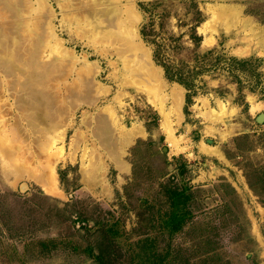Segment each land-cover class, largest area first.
<instances>
[{
    "label": "rangeland",
    "instance_id": "obj_1",
    "mask_svg": "<svg viewBox=\"0 0 264 264\" xmlns=\"http://www.w3.org/2000/svg\"><path fill=\"white\" fill-rule=\"evenodd\" d=\"M43 1L32 8L54 39L40 61L65 60L47 87L58 139L48 135L53 153L38 152L45 140L18 117L15 91L0 73V264H96L93 254L105 255L107 242L97 224L115 220L105 264H156L167 251L164 264H264V200L244 173L264 161V122L255 120L264 113V0ZM87 12L111 13L109 23L90 20L114 38L86 32ZM154 48L173 67L202 69L185 108L184 88L165 78ZM209 49L250 58L258 77L239 74L236 82L222 60L210 64ZM102 120L114 142L129 140L121 167L100 140ZM181 164L187 170L179 174ZM170 177L195 201L171 235L158 227L169 210L160 183Z\"/></svg>",
    "mask_w": 264,
    "mask_h": 264
},
{
    "label": "bare ground",
    "instance_id": "obj_2",
    "mask_svg": "<svg viewBox=\"0 0 264 264\" xmlns=\"http://www.w3.org/2000/svg\"><path fill=\"white\" fill-rule=\"evenodd\" d=\"M30 2H31L30 0H23V1L0 0V14H2L0 15V18L2 19L4 17V21L1 23L3 26L0 27V73L6 78L7 84L3 80L2 81L3 83H5V86L7 85V91L9 92H11L12 90L15 91L14 94L16 101V109L18 111V117L27 121L28 126H30L33 134L35 135V138L36 136L37 137L39 136V138L40 137L44 138L45 141L39 144L38 147H36L38 148V152L43 156V154L46 152L49 154L50 152H52L51 151L52 147L56 142L52 140L54 138L55 139L57 138L55 132L57 125L59 124L57 121V118H59L58 116L59 113L57 112L58 114H56L55 108L57 107L55 106L56 104L55 105L53 104L55 98L50 96V92L47 89V87L49 85L48 83H50V81L54 78L56 72L57 73L60 72L61 68L65 65V60L64 58H59V59L54 58V59H50L48 62L40 61L41 53L45 51L44 49H46V47L49 48V45L51 43L49 41L54 38H52V36L45 35L46 33L45 29H50V28L47 26H45L44 28V25L42 23L43 14H40L39 9L32 8L34 5L43 8L44 1L42 2V0L41 1L36 0L35 4H29ZM33 12H35L36 15H33L32 14ZM87 14L89 15H86V19L84 21V25L87 23L85 26L88 27L87 28L88 31L85 30L86 32H90L94 36L96 35V38L98 35H100L98 37L101 38L102 40L105 39L111 40L110 38H114V36L111 35L110 33L108 34L105 32L104 33L97 32L96 29L99 27L98 24L94 22L93 25V21L101 20L102 22H107V23L111 22L112 19L111 13L108 14L102 13L101 15L102 19L97 18L96 15L93 14L91 15V13L89 12H87ZM90 18H92L91 20L93 21H91ZM31 19H33L32 20L33 24L34 23L38 24V26L33 27V29H31V26H29V21H31ZM102 22H99V24H101ZM34 28L36 32H34V36H33L31 34L34 31ZM27 34H29L28 38H26ZM21 36H22V40L20 39ZM146 74H147L146 76L149 78H151L152 76L154 77L152 70L150 71L147 70ZM4 90H2V92H4ZM52 121H55L54 122L55 124L53 123L55 126L52 125ZM45 125L49 127L48 128L42 127ZM50 134H52V138H53L52 140H50V138L48 137V135ZM98 134L100 135L99 137L103 146L105 147V149H107L114 163L118 167H121L119 151L121 145H125L127 142H129V140L125 138V140H120V142L118 143L117 141L114 142V139L113 140L111 139V131L110 128L107 126L105 120H102L100 122L98 126ZM35 141L38 142V139ZM13 150H17V149H13ZM24 156L25 155H23V157ZM43 162L41 164H43ZM50 175L51 174H49L48 175L49 177H47L46 179L51 178L50 181L54 180V177Z\"/></svg>",
    "mask_w": 264,
    "mask_h": 264
},
{
    "label": "trees",
    "instance_id": "obj_3",
    "mask_svg": "<svg viewBox=\"0 0 264 264\" xmlns=\"http://www.w3.org/2000/svg\"><path fill=\"white\" fill-rule=\"evenodd\" d=\"M142 28V27H141ZM139 33L141 37L144 39V32L142 29L139 30ZM190 40L195 42L197 44V41L199 40V36L193 34L189 35ZM147 40V39H146ZM150 41V40H147ZM214 55V56H213ZM152 59L159 64L163 69V74L166 79L170 81H174L181 85L184 90V108L186 105L190 102V97L195 93L193 83V78L196 76L197 73H199L200 70H194L192 68H186L184 69L183 66L173 67V65H170L163 60H161V57L158 53L157 48H154L151 53ZM210 57L213 59V62L210 63L211 65L216 64L218 61L222 60L224 67L228 71V73L234 77L236 82H238V75H243L246 77L251 78H257L259 73L255 71V64L252 62L250 58H237L235 56H223L219 53H214L211 49L205 52V57ZM205 57H201V59H204ZM257 80H253V83L250 87L251 91H255V84ZM264 99V97H263ZM184 112H186L185 109H183ZM262 137V145L264 147V134H261ZM150 141H148L149 144ZM264 150V148H263ZM164 164H167V161L165 158H163ZM249 166V165H248ZM186 166L184 164H181L178 169V173L182 174L186 171ZM245 177L248 184V187L256 194L259 195L262 200H264V161L262 163H255L251 167H247L245 169ZM171 179H168L166 182L160 183V186L164 189V195H165V202L168 204L169 210H164L162 214L159 216V225L158 227L165 228L171 235L172 233L176 232L177 229L189 218V209L194 204V195L192 190L189 186L186 185H179L175 181H173L172 177ZM225 186V185H223ZM228 187V186H226ZM231 190V189H230ZM263 202V201H262ZM144 206L147 210L154 208L153 204L145 203ZM157 211V215H159L160 211ZM78 219V217H77ZM102 222L98 223L97 225L103 228L105 237H106V252L105 255L101 253L93 254V259L95 260L96 264H105L108 260V258L111 256V251L113 249V241L116 235L117 230L113 229L116 227L117 221L111 222L110 224H105V227H102ZM53 241V240H52ZM44 245V244H43ZM72 248H75L76 246L74 244H71ZM169 252V251H167ZM159 256L158 263L156 264H164L167 256L166 253ZM103 255V256H102ZM155 262V261H154ZM135 264V263H134ZM154 264V263H152Z\"/></svg>",
    "mask_w": 264,
    "mask_h": 264
},
{
    "label": "water",
    "instance_id": "obj_4",
    "mask_svg": "<svg viewBox=\"0 0 264 264\" xmlns=\"http://www.w3.org/2000/svg\"><path fill=\"white\" fill-rule=\"evenodd\" d=\"M255 120L258 122V123H263L264 122V113L260 112L258 113L256 116H255ZM211 142V141H209Z\"/></svg>",
    "mask_w": 264,
    "mask_h": 264
}]
</instances>
